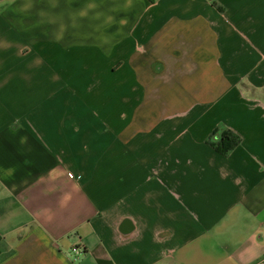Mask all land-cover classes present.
I'll list each match as a JSON object with an SVG mask.
<instances>
[{"label":"crops","instance_id":"1","mask_svg":"<svg viewBox=\"0 0 264 264\" xmlns=\"http://www.w3.org/2000/svg\"><path fill=\"white\" fill-rule=\"evenodd\" d=\"M0 264H264V0H0Z\"/></svg>","mask_w":264,"mask_h":264},{"label":"trees","instance_id":"2","mask_svg":"<svg viewBox=\"0 0 264 264\" xmlns=\"http://www.w3.org/2000/svg\"><path fill=\"white\" fill-rule=\"evenodd\" d=\"M213 146L222 155H228L241 142L240 137L230 130L218 129L212 136Z\"/></svg>","mask_w":264,"mask_h":264},{"label":"built area","instance_id":"3","mask_svg":"<svg viewBox=\"0 0 264 264\" xmlns=\"http://www.w3.org/2000/svg\"><path fill=\"white\" fill-rule=\"evenodd\" d=\"M78 251H79L78 249H74V253H78Z\"/></svg>","mask_w":264,"mask_h":264}]
</instances>
